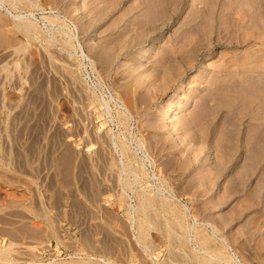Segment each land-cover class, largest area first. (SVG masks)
I'll use <instances>...</instances> for the list:
<instances>
[{"label":"rangeland","instance_id":"1","mask_svg":"<svg viewBox=\"0 0 264 264\" xmlns=\"http://www.w3.org/2000/svg\"><path fill=\"white\" fill-rule=\"evenodd\" d=\"M258 1L0 0V264H264Z\"/></svg>","mask_w":264,"mask_h":264},{"label":"bare ground","instance_id":"2","mask_svg":"<svg viewBox=\"0 0 264 264\" xmlns=\"http://www.w3.org/2000/svg\"><path fill=\"white\" fill-rule=\"evenodd\" d=\"M253 2L255 3V5H256L255 7L257 8V10L260 9L259 1L258 0H253ZM145 52H147V50ZM145 52H144L143 56L147 55ZM250 79L251 80H244L243 79L241 83L239 81V83L237 82L235 85L231 84V85H226V86L224 85L222 87H219V89L216 91L215 94L223 96V98H226V99H231V98H234V97L237 99V95H238V96H240V98L243 97V101L245 100V105H247V103H249L248 98H250V97L251 98L254 97V99H256V100L259 99V100L263 101V99H264V87H263V85L258 84L256 81H254L253 78H250ZM248 83H249V85H248ZM224 101H225V99H224ZM261 101L259 103V105H260L259 106V111H260L261 116H263L264 108H261V107H263V105L261 106V104H262ZM228 103H229V101H228ZM183 111H185V110H183ZM174 114H175V111L173 110V107L169 106V108L166 110V113H165L166 118L168 117V118L172 119V116ZM231 133H232L231 130H228L227 133H226L230 140H232ZM247 136L248 137L243 141V146H244L245 149L249 148L253 152L252 162L256 163V165L258 166V163L262 159V150H263V145H264V123H261V125L257 124V125L252 126L251 133L249 135H247Z\"/></svg>","mask_w":264,"mask_h":264}]
</instances>
